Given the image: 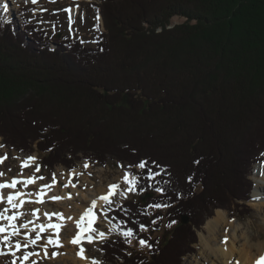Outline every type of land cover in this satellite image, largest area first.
<instances>
[{"label": "trees", "instance_id": "trees-1", "mask_svg": "<svg viewBox=\"0 0 264 264\" xmlns=\"http://www.w3.org/2000/svg\"><path fill=\"white\" fill-rule=\"evenodd\" d=\"M100 1L95 47L25 18L0 24V138L51 171L126 164L154 196L111 215L151 250L131 254L119 236L101 246L105 261L182 264L215 209L251 199L264 161V0ZM175 17L185 22L169 28ZM157 204L166 212L150 216ZM164 218L175 227L160 245L143 230Z\"/></svg>", "mask_w": 264, "mask_h": 264}, {"label": "rangeland", "instance_id": "rangeland-1", "mask_svg": "<svg viewBox=\"0 0 264 264\" xmlns=\"http://www.w3.org/2000/svg\"><path fill=\"white\" fill-rule=\"evenodd\" d=\"M5 1V2H4ZM0 0V10L7 13L0 16V23L11 24L16 23L17 28H20L24 18L29 24L36 25L38 29L45 31L51 39H72L80 38L87 47H95L97 45L96 34L99 32L98 25L101 24L102 31H105L102 21L99 18L96 8L93 3H101L100 0H38L35 3L32 0ZM6 5V9H5ZM68 8L75 10V18L70 17ZM2 11V10H1ZM23 18V19H22ZM185 19L175 17L169 28L175 27L177 24H182ZM160 31V29H159ZM54 47V45H53ZM140 98L138 93L127 94L125 101L128 103L133 99ZM241 143V141H240ZM0 184L11 183L13 180L18 181L15 188L0 189L5 199L0 202V227L6 229L0 233V264H64L67 260L68 264H74V259L78 257L79 249H75L70 242L76 236L79 229L77 228L74 218L79 220L81 213L80 207L88 209L90 206L80 200V192L87 195L91 192L104 191V194L110 191V186L118 185L115 195L112 197L111 203H106L103 209L93 210L95 221L92 225L94 231L87 233L95 239L93 242L86 243L88 251V259L97 264H107L104 259V253L100 250L101 246L110 239L122 236L126 237L125 232L119 229V226L114 221L111 211L124 202L129 200L140 201L144 193H138L135 187L133 191H128L132 187L124 179L128 174L130 180L136 182V175L131 173V168L125 164H119L116 161H109L106 167L100 166L92 160L82 161L77 164V167L70 171L67 168L58 166L51 171L43 168L41 165L40 154H26L13 150L4 145L0 138ZM29 157H34V160H29ZM27 163L28 166H24ZM85 164L88 167H85ZM252 170V174L248 176L253 180L256 188L254 172L256 166ZM39 168V171H37ZM43 177V179H41ZM30 178H34V183H28ZM67 185V186H65ZM72 185H75L74 187ZM77 193H74V189ZM104 189V190H102ZM106 190V191H105ZM251 192V197L253 191ZM20 193L19 198L14 201L17 205L15 208L7 203L6 197ZM47 193L51 194L45 197ZM69 194L74 199L66 198ZM53 197H61V199H53ZM43 202H40V201ZM24 203L23 207L20 204ZM223 202L225 208H217L214 210V215L207 218L197 230L199 243L195 245L197 252L194 255H189L184 258L182 264H213L211 258H205V250L203 245H200L203 237H209L210 233L207 230V223L212 218L216 217L218 211L224 212L230 219L238 220L244 227V231L250 232L252 238L258 241H264V209L258 211L256 201L235 200L234 203ZM243 204L249 206L250 212L243 216L239 210ZM85 205V206H84ZM240 205V207H237ZM237 208H239L237 210ZM7 209V211H5ZM85 209V210H86ZM150 216L157 212H166V208L150 206L148 208ZM59 214H63L64 219H61ZM15 216V221H10L3 217ZM188 222L189 224V216ZM70 218V219H69ZM183 220V218H182ZM62 221V222H61ZM13 224L15 227H13ZM63 225L59 231L60 245L49 244V238L56 239V230L50 225ZM183 224V223H182ZM167 223L166 218L154 221L151 228L143 230L149 238L156 240L160 245H165L170 238L174 225ZM41 226H44L45 231H41ZM99 233H104V238L99 237ZM231 229L228 227L220 235V240L230 237ZM8 236L7 243L4 237ZM224 236V237H223ZM39 237V239H37ZM129 239V250L131 254H148L151 246L146 242L142 245L139 240L127 236ZM35 240V243L32 241ZM17 244L21 246L16 247ZM203 253V254H202ZM204 255V256H203ZM28 256L25 260L23 257ZM73 258V259H72ZM70 261V262H69ZM210 261V262H209ZM72 262V263H71ZM110 264V263H108Z\"/></svg>", "mask_w": 264, "mask_h": 264}, {"label": "bare ground", "instance_id": "bare-ground-1", "mask_svg": "<svg viewBox=\"0 0 264 264\" xmlns=\"http://www.w3.org/2000/svg\"><path fill=\"white\" fill-rule=\"evenodd\" d=\"M1 10H0V16L7 13L3 10V8H1ZM67 12H69L70 17L72 19L75 18L74 9L68 8ZM254 178L256 181V188L255 190H253L254 192L252 194L251 200L257 202L258 211H261L262 209H264V161L260 163L258 166H256L254 172ZM73 189H74L73 190L74 193L78 192L77 189L75 188ZM98 193L99 192L96 191V192H91L87 195L86 193L80 192L79 193L81 194L80 200L83 201V203H86L88 201L87 205H89L90 207L92 205V202L96 201V207L94 210L103 209L106 202L104 200H101L100 197L106 195L107 192L105 194L104 191L100 192L103 194H98ZM49 196H51V194L47 193V195H45L44 198ZM65 196L66 198H69L70 195L67 194ZM70 197H71L70 199H74L72 196ZM112 197L113 195L110 197V199H112ZM23 206L24 203H21L20 207ZM85 209L83 207H80L81 213H84ZM262 213H264V211H262ZM74 220L78 221L77 218H74ZM228 227H230L231 233H230V237L227 238V243H224V241L220 240L221 238L220 235ZM207 230L209 231L210 236L203 237L201 239L202 242H200L199 246L203 245L205 250V258L207 259L211 258L213 264H237V262L238 264H255V261L261 255H264V241L262 240L258 241L255 238H252L251 234H249L250 232H248V230L245 232L244 227L242 226L241 223L238 222V220L229 218V214L227 216L224 212L218 211L216 217L208 221ZM87 235L89 234L85 233V236ZM86 243H88V240L83 239L79 244L72 243L71 246H73L75 249H79L80 252V248L81 247L84 248V246L87 245ZM79 256H80L79 260L74 259V264H94L93 261H90L88 259L89 257L88 251L84 250L83 252V257L86 258H82L81 255H78V257ZM64 264H68L67 260H65Z\"/></svg>", "mask_w": 264, "mask_h": 264}, {"label": "snow or ice", "instance_id": "snow-or-ice-1", "mask_svg": "<svg viewBox=\"0 0 264 264\" xmlns=\"http://www.w3.org/2000/svg\"><path fill=\"white\" fill-rule=\"evenodd\" d=\"M32 2L35 3L36 0H32ZM5 9H6V5H5ZM0 147H2V145H0ZM2 159H6V157L0 158V162H2ZM34 159H35L34 157H29V160H34ZM146 164H147V162L145 161V162H142L139 165H137V167L143 169V168H145ZM24 166H28L27 163H25ZM85 167H88V165L85 164ZM37 171H39V168H37ZM0 175H3V173H0ZM41 179H43V177H41ZM124 179H125V181L127 183L132 185V187H129L128 191H133L134 190L135 181L134 180H130L128 174L125 175ZM34 182H35L34 178H30L28 180V183H34ZM17 183H18V181L13 180L11 183L0 184V189H3V188H15ZM65 186H67V185H65ZM72 186L74 187L75 185H72ZM117 188H118V185H116V184L111 185L110 186V191L106 195L101 196L100 199L104 200L106 203H111L110 197L115 194V190ZM20 195H21L20 193H15L14 195H8L6 197L7 203L12 205V207L15 208L17 205L14 203V201H16L19 198ZM70 198L71 197L69 196V199ZM4 199H5V197L2 194H0V202H3ZM53 199H61V197H53ZM40 202H43V201L41 200ZM95 207H96V201H93L91 207L86 209L85 212L80 216L79 220L76 221L77 228L79 229V231L77 232L76 236H74L72 238V240L70 241L71 243L79 244L81 242V240H83V239H87L88 242H90V243L94 241L95 238L92 235L89 234V235L85 236L83 234L84 233H91L92 231H94V229L92 228V224L94 223V220H95V214H94V211H93L95 209ZM155 207H160V205L157 204V205H155ZM5 211H7V209H5ZM59 215L61 216V219H64L63 214H59ZM0 216H2V214H0ZM3 218L8 219L10 221H15V219H16L15 216L3 217ZM13 227H15L14 224H13ZM50 227H52V228H54L56 230V239L49 238L48 243L49 244H56L58 246H62V245H60V241H59V231L63 227V225H55L54 224V225H50ZM40 230L41 231H45L44 226H41ZM5 231H6L5 228L0 227V233H3ZM104 235H105L104 233H99V237L101 239L104 238ZM125 235L126 236H131L132 235L131 230H129L127 233H125ZM37 239H39V237H37ZM8 240H9V237L5 236L4 237L5 243H7ZM32 242L35 243V240H33ZM140 243L142 245H145L146 241L141 240ZM224 243H227V237L224 238ZM20 246H21L20 244L16 245L17 248H19ZM83 252H84V249H83V247H81L80 248V252L78 253V255H81L82 258H86V257H83ZM23 258L25 260H27L28 256H24ZM94 264H97V262H94ZM237 264H238V262H237ZM255 264H264V255H261L255 261Z\"/></svg>", "mask_w": 264, "mask_h": 264}, {"label": "water", "instance_id": "water-1", "mask_svg": "<svg viewBox=\"0 0 264 264\" xmlns=\"http://www.w3.org/2000/svg\"><path fill=\"white\" fill-rule=\"evenodd\" d=\"M58 38H60V36L56 37V39H58ZM152 196H153V194H147V195H145V196H142V197H141V202H142L143 204H146V203H147V199H148L149 197H152ZM187 222H188V217H187V216H184V217H183V220H182V223L185 224V223H187Z\"/></svg>", "mask_w": 264, "mask_h": 264}]
</instances>
